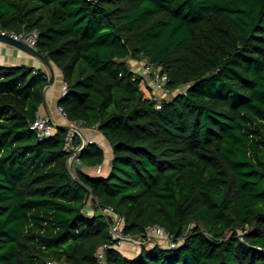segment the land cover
<instances>
[{"label":"trees","instance_id":"obj_1","mask_svg":"<svg viewBox=\"0 0 264 264\" xmlns=\"http://www.w3.org/2000/svg\"><path fill=\"white\" fill-rule=\"evenodd\" d=\"M0 28L38 33L66 84L57 107L112 152L88 174L105 159L90 143L71 171L68 130L29 127L47 74L0 66V264H99L105 244L102 264H264V0H0ZM128 58L176 93L157 108ZM104 211L176 245L129 257Z\"/></svg>","mask_w":264,"mask_h":264},{"label":"built area","instance_id":"obj_2","mask_svg":"<svg viewBox=\"0 0 264 264\" xmlns=\"http://www.w3.org/2000/svg\"><path fill=\"white\" fill-rule=\"evenodd\" d=\"M0 33L7 34L9 36H12L16 39L22 40L26 44L35 47V43L37 41L38 33L35 30L29 31L27 33H14L10 31H5L0 28ZM36 72V71H34ZM140 75L146 79L148 78V85L150 86V97L157 102V108H160V102L163 98V94L165 92H168L165 88V85L168 81V77L165 73H161L160 69L153 67L151 64L147 63L143 66V71L140 73ZM67 93L66 84L63 82L61 85V91L60 96H63ZM59 113L66 119L68 126L67 130V136H66V142H65V149L67 152H72L71 155L67 159V165L71 171L74 172L75 164L78 161V152L83 149L86 145L93 143L90 139L84 138V131L82 130V127H84L82 122H72L67 120L64 112L61 108L58 107ZM30 129L33 130L36 135L39 138H47L51 137L55 131H56V125L54 121L51 119L49 115L38 113L35 117V119L30 124ZM96 128V126H92ZM79 140V143L75 145V141ZM96 172L101 173L102 167L98 166L96 167ZM121 230V231H120ZM112 237L114 240L117 241V246H120V244L123 241H129L133 242L134 237L127 236L122 233V229H118L116 227V223L114 222L112 228ZM164 235L166 236L168 247H173L176 244L172 241L170 234L163 228L159 226H149L146 229V232L144 235L140 236V240L143 241V237H147L144 242L151 239L150 235ZM106 249V244L100 247V249L96 253V257L99 261V264L103 263L104 258V252Z\"/></svg>","mask_w":264,"mask_h":264},{"label":"crops","instance_id":"obj_3","mask_svg":"<svg viewBox=\"0 0 264 264\" xmlns=\"http://www.w3.org/2000/svg\"><path fill=\"white\" fill-rule=\"evenodd\" d=\"M52 65L55 76L54 82L51 85L44 87L46 106L42 105L39 110V113L49 115L51 119L54 120L56 126L61 124L66 125L67 121L59 113L57 107V100L60 97L63 78L61 71L53 63ZM0 66H5V67L27 66L36 70L43 71L47 74V77H49V72L41 60H39L37 57L23 51L22 49L16 46L4 42H0ZM83 126L84 127H82V130L84 131V138L92 140L93 143H97L103 148L105 153V159L102 165V171H106L109 168L110 160L112 157L110 143L107 141L104 135L101 132H99L97 128L85 126V125ZM106 153L108 154L107 159H106ZM81 169L88 174H95L89 171L90 169L88 167H82ZM132 256L133 255L129 257Z\"/></svg>","mask_w":264,"mask_h":264},{"label":"rangeland","instance_id":"obj_4","mask_svg":"<svg viewBox=\"0 0 264 264\" xmlns=\"http://www.w3.org/2000/svg\"><path fill=\"white\" fill-rule=\"evenodd\" d=\"M126 61H127L128 66L130 68H132L138 75H140V73H142L143 66L148 63L147 60H145L143 58H140L138 60H133V59L128 58V59H126ZM142 82H143L142 85L144 87H147L148 89H150V86L148 85V78H146V79L143 78ZM146 93L149 96L151 94L150 90H146ZM175 93H176V91L175 92H165L162 96L164 99H170ZM107 156H108V154L106 153V159H107ZM89 169H90L89 171H91L93 173H97L96 168H89ZM104 213L109 214L114 219V222L116 223V227L118 229H122L121 225H123V224H122V221H120V218L117 214L110 212V211H104ZM149 235H150V233H149ZM150 237H151V239L147 240L146 242H144V240L147 237H143L144 240L141 241L140 236L134 237L133 242L123 241L120 244V246L118 247V249L125 255H128V256L133 255L134 256V255L139 253L140 247L142 245L143 246L146 245L148 247H152L155 244L160 245V246H164V247L168 246L166 236L151 234Z\"/></svg>","mask_w":264,"mask_h":264},{"label":"water","instance_id":"obj_5","mask_svg":"<svg viewBox=\"0 0 264 264\" xmlns=\"http://www.w3.org/2000/svg\"><path fill=\"white\" fill-rule=\"evenodd\" d=\"M0 42H4L7 44L16 46V47L22 49L23 51L37 57L39 60H41L44 63V65L46 66V68L49 72V77H48L47 81L41 87V98H42V105L46 106L44 87L51 85L54 82V78H55L52 62L44 54L39 52L36 47L30 46V45L26 44L25 42H23L22 40L16 39V38L9 36L7 34L0 33ZM56 127H64L66 129L68 128V126L64 125V124L57 125ZM79 184L84 186L81 182ZM88 199H89V190L86 188V195H85V198L83 201V205H85L88 202Z\"/></svg>","mask_w":264,"mask_h":264}]
</instances>
